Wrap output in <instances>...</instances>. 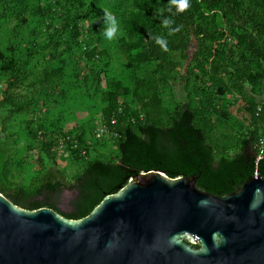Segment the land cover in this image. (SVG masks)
<instances>
[{"label": "trees", "instance_id": "trees-1", "mask_svg": "<svg viewBox=\"0 0 264 264\" xmlns=\"http://www.w3.org/2000/svg\"><path fill=\"white\" fill-rule=\"evenodd\" d=\"M4 1H11L21 15L29 11L34 0ZM99 1L102 0H95L94 5ZM121 1V11L127 13L120 17L124 27L117 34V43L127 53L128 67L150 68V75L137 74L131 85L117 81L115 90L106 91L102 97L106 103L102 123L115 132L116 155H105L80 135L65 149L71 160L79 164L72 177L64 166L55 160L50 163L49 157L44 156L34 179L25 184L10 178L8 146L17 134L0 138V192L16 205L29 210L47 207L68 219H81L107 195L117 193L131 179L149 170L164 171L172 178L194 175L202 189L222 196L235 191L256 173L264 176V157L258 161L264 140V102L257 98L264 93V0H189V7L183 11H178V5L171 0ZM69 2L82 10L87 7V0ZM166 18L171 21L168 26L163 23ZM69 29L62 28L60 33L71 34L76 39L73 41L78 42V23ZM157 36L165 39L166 49L156 42ZM61 39L66 40L63 36ZM59 42L60 39L54 44ZM192 48L195 52L183 84L186 100L166 113L159 89L161 80L169 78L158 74L176 69L178 62L173 52L187 60ZM61 49L55 47L51 60L62 56ZM109 53L108 49L93 46L87 56L104 57ZM34 54L33 50L26 55L19 53L13 45L6 53H0V77H5L0 84V131L5 130L4 122L14 114H26L38 101L33 98L22 102L20 93L37 74L31 72ZM62 64L48 66L45 75L32 80L31 86L41 83L43 89L55 87L53 77H61L65 60ZM97 75L100 79L99 72ZM234 93L244 102L243 110L249 116L250 128L240 135L229 132L232 106H223L225 97ZM128 95L140 104L139 110L130 109L127 102L122 104L120 97ZM221 122L226 128L222 132L224 138L237 146L233 155L215 135ZM3 142L7 150L3 149ZM66 191L75 193L69 211L61 208Z\"/></svg>", "mask_w": 264, "mask_h": 264}, {"label": "water", "instance_id": "water-1", "mask_svg": "<svg viewBox=\"0 0 264 264\" xmlns=\"http://www.w3.org/2000/svg\"><path fill=\"white\" fill-rule=\"evenodd\" d=\"M0 264H264V176L222 196L149 170L81 219L0 192Z\"/></svg>", "mask_w": 264, "mask_h": 264}, {"label": "rangeland", "instance_id": "rangeland-1", "mask_svg": "<svg viewBox=\"0 0 264 264\" xmlns=\"http://www.w3.org/2000/svg\"><path fill=\"white\" fill-rule=\"evenodd\" d=\"M94 2L95 0H87V7L82 10L77 4L67 3V0H34L29 11L20 15L19 11L13 8L11 1L6 4L4 0H0V53H6L11 45L25 55L35 51L31 72L37 73L34 79L31 78L20 89V93L24 97L22 102L33 98L38 101L26 114H14L4 122L5 130L0 131V138L17 134L15 141L8 146L12 161L10 178L13 181L29 184L40 169V160L44 156L49 157L50 163L55 160L64 166L72 177L79 170V164L71 160L65 149L73 145L80 135L85 137L89 146L99 149L107 156L117 153L118 139L114 136L115 132L107 130L102 123L103 108L106 106L102 97L106 91L115 90L117 81L131 85V79L137 74L150 75V68L145 70L142 66L128 67L127 53L119 47L118 36L112 40L105 39V9L118 20L117 34L124 27L120 17L127 12L121 11L122 1L102 0L95 5ZM24 17L27 20H23ZM76 23L81 29L78 42L73 41L76 40L73 35L60 33L62 28L68 31ZM61 36L66 38L65 42ZM59 39V44L55 45L54 42ZM69 45L72 49H69ZM56 46H61L62 56L51 60ZM93 46H98L101 50L108 49L110 53L104 57L90 58L87 54ZM194 46L195 43L192 47ZM194 52V48L188 51L190 58L187 60H182L179 53L173 52V58L178 62L176 69L173 72L158 74L160 77L165 75L169 78L161 80L159 89L166 113L173 112L177 105L186 100L183 84ZM62 60H65V64L61 77H53L55 87L45 86L43 89L41 83L36 87L31 86L32 80L45 75L48 66L63 65ZM2 61L0 57V65ZM86 75L87 80L83 79ZM4 81L5 77H0V84ZM250 88L247 87L248 90ZM228 96L225 97L223 106H232L230 112L233 119L230 121L231 129L228 126L229 132L240 135L250 128L247 125L249 116L243 110L244 102L239 99V95L234 93L233 97ZM257 98L264 102V93ZM120 101L122 104L127 102L130 109H140V104L133 96H121ZM219 125V129L214 130L215 135L222 145H227V152L233 155L237 146L233 140L224 138L222 132L226 128L222 122ZM261 129L264 134V123ZM5 142L2 147L7 150ZM47 145L50 149L46 148ZM74 196L72 191L64 193L62 210H70V201Z\"/></svg>", "mask_w": 264, "mask_h": 264}, {"label": "clouds", "instance_id": "clouds-1", "mask_svg": "<svg viewBox=\"0 0 264 264\" xmlns=\"http://www.w3.org/2000/svg\"><path fill=\"white\" fill-rule=\"evenodd\" d=\"M171 3L178 5V11H183L189 7V0H171ZM105 23L107 25V30L104 32L105 39L112 40L119 31V24L117 18L110 14L107 9H105ZM163 23L165 26H168L171 21L166 18L164 19ZM172 30L175 31L176 29ZM155 39L158 44H160L165 49L167 48L166 41L163 37L157 36Z\"/></svg>", "mask_w": 264, "mask_h": 264}, {"label": "built area", "instance_id": "built-area-1", "mask_svg": "<svg viewBox=\"0 0 264 264\" xmlns=\"http://www.w3.org/2000/svg\"><path fill=\"white\" fill-rule=\"evenodd\" d=\"M260 152L258 155V161L264 157V140L261 141ZM257 174V173H256Z\"/></svg>", "mask_w": 264, "mask_h": 264}]
</instances>
